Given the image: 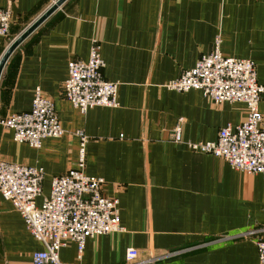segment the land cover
Listing matches in <instances>:
<instances>
[{"label": "crops", "instance_id": "obj_1", "mask_svg": "<svg viewBox=\"0 0 264 264\" xmlns=\"http://www.w3.org/2000/svg\"><path fill=\"white\" fill-rule=\"evenodd\" d=\"M54 3L1 0L12 16L0 61ZM102 44L104 78L118 84L117 108L81 113L63 95L75 60ZM220 39L225 57L251 60L264 85V0H67L7 61L0 77V120L28 112L36 89L54 105L65 135L41 148L17 143L0 126V160L43 169L41 205L51 181L76 167L82 131L85 174L104 180L119 201L123 231L60 251L63 264H126L128 249L152 264H259L254 239L264 227V178L232 169L187 143L215 142L247 118L242 103L216 105L200 91L165 85L192 70ZM264 117V97L260 104ZM182 130V143L172 132ZM43 250L13 205L0 197V264H33Z\"/></svg>", "mask_w": 264, "mask_h": 264}, {"label": "built area", "instance_id": "obj_2", "mask_svg": "<svg viewBox=\"0 0 264 264\" xmlns=\"http://www.w3.org/2000/svg\"><path fill=\"white\" fill-rule=\"evenodd\" d=\"M11 23L10 11L0 8V37L9 35ZM104 68L102 44L97 38L91 42L88 61L70 62L63 95L81 113L119 106L118 84L104 78ZM165 88L178 93L200 91L216 105L244 104L248 113L242 124L221 129L215 142L187 145L192 151L215 156L234 170L264 178V117L260 112L264 85L258 82L253 61L225 57L217 39L213 50L202 55L192 70L167 83ZM0 126L12 131L17 143L32 148H41L46 139L65 135L54 103L39 88L35 90L30 111L2 119ZM171 134L172 141L183 142L180 127ZM76 136L80 139L76 167L52 179L50 194L41 205L37 200L43 196L44 170L0 160V197L13 205L33 238L43 245V250L33 254V264H63L60 251L68 243L78 246L81 259L88 238L123 231L119 201L103 195V179L85 174L88 137L82 131ZM240 237L254 239L259 264H264V227ZM125 258L126 264L153 262L140 260L133 248L127 250Z\"/></svg>", "mask_w": 264, "mask_h": 264}, {"label": "water", "instance_id": "obj_3", "mask_svg": "<svg viewBox=\"0 0 264 264\" xmlns=\"http://www.w3.org/2000/svg\"><path fill=\"white\" fill-rule=\"evenodd\" d=\"M67 0H57L40 18H38L34 23H32L8 48L5 52L4 56L0 61V77L2 71L12 56V54L18 49V47L25 42L44 22H46L53 14H55L59 8L66 2Z\"/></svg>", "mask_w": 264, "mask_h": 264}]
</instances>
